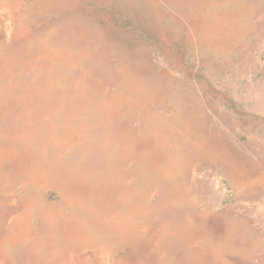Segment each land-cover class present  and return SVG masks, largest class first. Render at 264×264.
<instances>
[{
    "label": "rangeland",
    "instance_id": "374dc122",
    "mask_svg": "<svg viewBox=\"0 0 264 264\" xmlns=\"http://www.w3.org/2000/svg\"><path fill=\"white\" fill-rule=\"evenodd\" d=\"M219 141L264 159V0H0V150L25 167L0 157V264H185L169 235L216 210L264 231V174L238 195Z\"/></svg>",
    "mask_w": 264,
    "mask_h": 264
},
{
    "label": "bare ground",
    "instance_id": "6f19581e",
    "mask_svg": "<svg viewBox=\"0 0 264 264\" xmlns=\"http://www.w3.org/2000/svg\"><path fill=\"white\" fill-rule=\"evenodd\" d=\"M212 145L215 151L207 149V151H203L204 156L214 160L217 159L214 153H217L219 157L217 160H220L222 163L220 166H226L228 169L229 174H227V177L229 179H234L233 181L236 182L234 184L243 188V190H238V195L244 198L256 195L254 185L260 182L262 184L264 159L258 157V163L256 164L257 169L255 170L254 167H251L248 163L240 159H235L234 156H231L232 153H230V155L226 154L225 147L222 145L221 141H219L218 144L214 143ZM243 151L246 152L245 149ZM0 157L3 160H11L14 169L21 174L24 173L25 167L22 162L17 159L12 160L11 154L8 151L0 150ZM230 157L232 163H230L229 167L226 164ZM223 160L226 162H222ZM251 174H253L255 178H258L256 182L250 179ZM193 182L194 180L191 178V183ZM118 188V186L115 185L114 187L113 185L107 189L108 198L111 199L112 196H116L115 194L119 191L123 192V189L121 190ZM261 193L264 196V183ZM176 200L181 201L182 198H176ZM263 201L264 197H262L261 202ZM199 202L201 201L199 200ZM217 202L218 204L214 205L215 207L220 205L219 200ZM196 203H198L197 200ZM201 212L203 211L201 210ZM48 215V220L53 221L52 219H54L55 215ZM246 215L232 218L227 214L223 215V212L220 210H216L211 217L213 222L206 216H200L198 219L187 216L180 224L177 234L176 232H172L169 237L176 238V244H180L181 247L186 249L185 264H261L264 261V231L259 232ZM130 222L131 221H129L126 216L125 218L120 217L117 221L116 232H118L120 236H123L127 230L134 232L136 226ZM65 232L70 239L74 240L83 238L86 235L79 224L66 225ZM142 233L146 234L145 231ZM157 236L161 237L160 235Z\"/></svg>",
    "mask_w": 264,
    "mask_h": 264
}]
</instances>
